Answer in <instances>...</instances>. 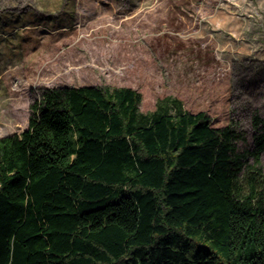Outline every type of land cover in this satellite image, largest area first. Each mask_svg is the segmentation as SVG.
<instances>
[{
  "label": "trees",
  "instance_id": "obj_1",
  "mask_svg": "<svg viewBox=\"0 0 264 264\" xmlns=\"http://www.w3.org/2000/svg\"><path fill=\"white\" fill-rule=\"evenodd\" d=\"M141 99L45 87L0 137V264H264V119L239 152L233 122Z\"/></svg>",
  "mask_w": 264,
  "mask_h": 264
},
{
  "label": "rangeland",
  "instance_id": "obj_2",
  "mask_svg": "<svg viewBox=\"0 0 264 264\" xmlns=\"http://www.w3.org/2000/svg\"><path fill=\"white\" fill-rule=\"evenodd\" d=\"M82 85L133 87L142 115L176 97L214 127L236 124L237 151H251L264 0H0V137L27 127L45 87Z\"/></svg>",
  "mask_w": 264,
  "mask_h": 264
}]
</instances>
